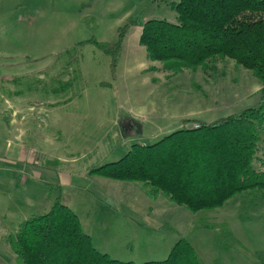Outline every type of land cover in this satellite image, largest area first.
<instances>
[{
	"label": "rangeland",
	"instance_id": "1",
	"mask_svg": "<svg viewBox=\"0 0 264 264\" xmlns=\"http://www.w3.org/2000/svg\"><path fill=\"white\" fill-rule=\"evenodd\" d=\"M179 1L0 0V110L17 100L24 111L11 122L32 129L20 148L0 155V264H22L8 237L57 197L112 260L163 261L184 239L200 264H264V195L243 192L193 213L162 193L154 198L142 183L88 175L133 144L149 146L195 121L212 124L259 103L261 85L232 61L218 62L220 77L200 70L168 76L150 61L140 25L176 23ZM123 33L113 62L95 43L113 48ZM37 102L50 112H28Z\"/></svg>",
	"mask_w": 264,
	"mask_h": 264
},
{
	"label": "trees",
	"instance_id": "2",
	"mask_svg": "<svg viewBox=\"0 0 264 264\" xmlns=\"http://www.w3.org/2000/svg\"><path fill=\"white\" fill-rule=\"evenodd\" d=\"M176 23L148 20L139 44L168 76L198 70L221 73L229 60L251 71L262 89L259 103L212 124L198 123L146 146L133 144L118 161L89 174L116 182L142 183L190 212L223 207L243 192L264 195V0H180ZM128 30V29H127ZM124 33L113 48L95 43L115 62ZM9 251L22 264H133L99 253L78 217L57 197L50 210L31 216L9 236ZM143 264H200L184 239L167 258Z\"/></svg>",
	"mask_w": 264,
	"mask_h": 264
},
{
	"label": "crops",
	"instance_id": "3",
	"mask_svg": "<svg viewBox=\"0 0 264 264\" xmlns=\"http://www.w3.org/2000/svg\"><path fill=\"white\" fill-rule=\"evenodd\" d=\"M17 102H18L17 100H16V102L13 100V106H11V107L9 106L8 107V110H0V155H1V153L10 151L11 149H9V148H12V146H16V147L20 148V146H19L20 145V140L23 138V136L24 135L26 136L27 134H30V136L32 135V133H30L32 129L30 131H25V133H24L21 130H19L20 127H19V125L18 126L16 125V122L15 121H12L11 122V120H10L11 119V115L16 114V112H17L18 109L21 110V111L23 110V109H21V108L18 107V105L16 104ZM44 105L45 104L42 103V102H37L33 106H29L28 107V112H30V111L31 112H35L36 115H43L42 113H49L50 110L45 109V106ZM46 105L48 106V108L49 107H52V102L51 103L46 102ZM53 107H55V106L53 105ZM46 116H47V114H46ZM33 122H34V120H33ZM197 124L198 123L194 122L192 125H189V126H192L193 127L194 125H197ZM138 127H139L138 129H140V126H138ZM129 128H130V126H129ZM57 149H58L57 146L54 147V150L55 151H57ZM19 154H20V151H19ZM21 154H22V151H21ZM56 155H57V159L56 160L58 162H60V163L61 162H64V161L58 159V156H59V153L58 152H57ZM23 158H24V156H23ZM55 158H56V156H55ZM27 159H28V157H27ZM52 169H55V167L52 168ZM88 172H89V170H88ZM88 175H89V173H88ZM45 184H48V183H45ZM108 192H110L109 187H108ZM96 199L97 200H100L102 198H97L96 197ZM63 204L65 206H67V204H65V203H63Z\"/></svg>",
	"mask_w": 264,
	"mask_h": 264
},
{
	"label": "built area",
	"instance_id": "4",
	"mask_svg": "<svg viewBox=\"0 0 264 264\" xmlns=\"http://www.w3.org/2000/svg\"><path fill=\"white\" fill-rule=\"evenodd\" d=\"M194 127H197L196 125Z\"/></svg>",
	"mask_w": 264,
	"mask_h": 264
}]
</instances>
